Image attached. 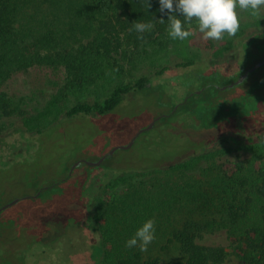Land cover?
I'll return each mask as SVG.
<instances>
[{
  "label": "trees",
  "instance_id": "16d2710c",
  "mask_svg": "<svg viewBox=\"0 0 264 264\" xmlns=\"http://www.w3.org/2000/svg\"><path fill=\"white\" fill-rule=\"evenodd\" d=\"M170 15L181 19L185 30L198 23L193 19L189 25L178 12L162 13L159 0H0V108L11 116L9 108L16 96L9 83L19 72L31 68L64 72L65 85L72 90L95 83L110 68L120 67L113 60L123 51L163 45ZM135 22L152 23L153 28L141 34L134 29ZM90 35L93 38L87 44L72 46V41ZM263 37L264 31L252 39L263 42ZM253 53L252 45H247L244 67H251L246 64ZM178 66L194 73L206 72L194 61ZM168 71L165 67L156 76L163 77ZM241 73L222 75V85L233 82ZM165 81L178 83V78ZM152 82V77L143 76L119 83L104 99L63 108L61 119L55 116L36 137H31L38 146L52 127H66L76 121L91 128L93 141L88 150L100 156L105 137L116 130V111L123 105L137 98L150 101L155 109L165 105L170 108L168 116L125 150L126 157L138 150L136 159L114 155L101 167L83 164L71 176L69 168L39 196L23 200L20 211H10L13 206L2 212L0 264H78L89 247L85 224L89 187L99 171L127 177L176 169L183 173L197 165L198 155L222 138L260 140L264 144V66L235 86L242 88L241 92L224 96L223 92L236 88L199 87L183 98L177 110L175 96H169L164 86H149ZM169 140L178 145L174 154L164 159L167 157L162 156L161 148ZM228 166L205 169L206 181L193 177L179 182L168 180L152 191L137 188L119 195L104 211L106 260L110 264H230L233 253L243 264H264V170L256 161ZM72 203L77 205V215L68 214ZM149 219L155 221V240L147 251L127 248L126 242ZM222 226L228 229L230 249L198 242L201 235ZM26 234H31L33 243L22 253L18 245ZM10 244L15 251L7 249Z\"/></svg>",
  "mask_w": 264,
  "mask_h": 264
},
{
  "label": "rangeland",
  "instance_id": "374dc122",
  "mask_svg": "<svg viewBox=\"0 0 264 264\" xmlns=\"http://www.w3.org/2000/svg\"><path fill=\"white\" fill-rule=\"evenodd\" d=\"M237 12L240 29L234 37L225 35L222 41L211 39L205 41L203 35L199 33L198 23L194 24L191 28L195 34L185 41L173 40L168 34L163 45L145 47L137 52L123 51L113 60V63H119L120 67L110 68L108 73L98 78L95 83L84 84L79 89L67 88L64 72L61 71L35 67L28 72H19L9 83V89H12V93L16 96L9 108L10 111L12 110L11 116H7L0 108V207L15 199L37 194L41 186H49L51 182L60 179L77 161H97L115 146L129 143L138 130L148 126L157 117L162 119L170 114L168 105L155 109L150 107V101L137 98L126 103L116 111L114 116L117 120L116 130L111 136L105 137L104 153L100 156L88 150V145L93 141L91 128L83 124L79 125L76 121L68 122L66 127H59L60 129L52 127L49 135L37 146L31 137H36L38 130L47 126L55 116L61 119L64 116L63 108H70L86 100L104 99L117 84L130 83L143 76L152 77L154 83L179 78L190 69L178 65L189 61H194L195 66L201 67L199 69L205 70L207 74L219 71L223 75H238L241 72L242 62L246 59L247 45H252L254 55L250 60L247 59L246 66H252L262 60L264 40L259 42L252 37L264 31V10L260 17H253L249 12L241 11L239 8ZM92 38L91 35L81 36L71 44L77 48L79 44H87ZM67 51H70V48ZM165 67H169L168 73L163 77H157L156 73ZM61 70L63 71V67ZM165 88L177 89L176 102L184 98L181 82L168 83ZM241 91L242 88H236L223 92V95L233 96ZM177 145L178 143L173 140L163 144L161 153L163 157H167L164 159L174 154ZM115 155L122 159L128 154L125 150H118ZM139 155L140 152L136 150L125 159L134 160ZM198 156L201 157L199 163L183 173L181 169H176L172 172L132 173L127 177L123 174L97 172L89 187L85 220L89 247L86 246V252L78 264H110L106 260L104 211L106 206L119 195L137 188L146 192L152 191L153 187L162 185L168 180L179 182L193 177L198 181H206L205 169L210 166L229 167L228 165L239 162L256 161L257 166L264 170V144L260 140L250 142L225 137ZM110 158L112 157L108 159ZM181 176L183 177L180 178ZM23 205L22 200L10 211H20L24 208ZM76 209L77 205L72 203L68 214L77 215ZM34 232H37V228ZM26 235L18 245L22 253H26L30 249L29 244L33 243L31 234ZM52 235H57V232L54 231ZM198 242L206 246L231 248L228 229L223 226L213 228L201 235ZM10 248L14 251L16 249L14 246L7 249ZM228 261L230 264H243V261L233 253Z\"/></svg>",
  "mask_w": 264,
  "mask_h": 264
},
{
  "label": "clouds",
  "instance_id": "9594fccd",
  "mask_svg": "<svg viewBox=\"0 0 264 264\" xmlns=\"http://www.w3.org/2000/svg\"><path fill=\"white\" fill-rule=\"evenodd\" d=\"M159 3L162 13L165 10L169 13L178 12L189 25L195 19L199 33L205 41H222L225 35L234 37L237 34L240 29L237 8L249 12L253 17H260L264 10V0H159ZM150 6L148 3V8ZM160 22L164 23L163 20ZM168 24V34L173 40L185 41L195 34L191 27L185 30L184 22L175 15L169 16ZM133 26L141 34L153 28L152 23L135 22ZM154 240L155 221L149 219L137 230L135 236L126 242V247H139L140 251L146 252Z\"/></svg>",
  "mask_w": 264,
  "mask_h": 264
},
{
  "label": "water",
  "instance_id": "95a60500",
  "mask_svg": "<svg viewBox=\"0 0 264 264\" xmlns=\"http://www.w3.org/2000/svg\"><path fill=\"white\" fill-rule=\"evenodd\" d=\"M262 66H264V58L258 62H256L253 66L247 68L243 74H241L236 80H234L233 82L221 87L223 90H226L227 88H233L235 87L236 85H240L242 83H244L248 78L249 76L254 73L255 71H257L259 68H261ZM201 91H199L200 93ZM161 119V117H157L156 119H154L148 126L140 129L137 131V133L135 134V136L133 137V139L125 144V145H117L115 146L114 148H112L108 153H106L105 155L101 156L97 161H84V160H80V161H77L76 163H74V165L71 167L70 171H69V176H71L73 173H74V170L81 167L83 164H86V165H89L91 167H101L102 164L109 158V157H113L115 155V153L118 151V150H128V149H131L138 137L143 134L144 132L148 131V130H151L155 127V125L157 124V122ZM63 180H66L63 179ZM53 186V185H52ZM49 186H45V187H42L37 194L35 195H30V196H27V197H24V198H18V199H15L13 200L12 202H9L7 204H5L4 206L0 207V214L4 211H6L7 209L13 207L14 205L18 204L19 202H21L22 200H26V199H30V198H35L37 196H39L45 189H48Z\"/></svg>",
  "mask_w": 264,
  "mask_h": 264
},
{
  "label": "flooded vegetation",
  "instance_id": "af4514ba",
  "mask_svg": "<svg viewBox=\"0 0 264 264\" xmlns=\"http://www.w3.org/2000/svg\"><path fill=\"white\" fill-rule=\"evenodd\" d=\"M244 68V69H243ZM249 68V67H247ZM246 67H244L243 65L241 66V71H244L247 69ZM241 73V74H243ZM240 74V75H241ZM223 74H221L219 71H214L211 72L209 74L205 73V72H198V73H194L193 70L185 73L184 75H180L178 78V81L181 82L182 84V92L184 94V98L186 99L189 95H192L194 91H196L199 87H203V88H220L223 87L225 85H222L223 80ZM234 76V75H233ZM149 86H154L155 88H159L162 86H166V81H163L162 83H150ZM166 89V88H165ZM177 89H173V90H168L166 89L167 93H170L169 96H175L174 98L177 99L178 94H177ZM183 102V99L180 100L179 102H176L175 104L176 107L174 108L175 110L178 109V106L180 103ZM174 104V103H173ZM172 104V105H173Z\"/></svg>",
  "mask_w": 264,
  "mask_h": 264
}]
</instances>
